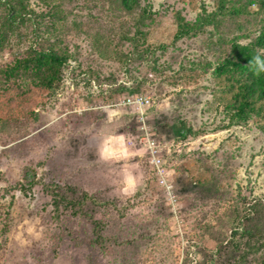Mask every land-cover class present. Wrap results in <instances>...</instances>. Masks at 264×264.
Listing matches in <instances>:
<instances>
[{"label":"rangeland","instance_id":"374dc122","mask_svg":"<svg viewBox=\"0 0 264 264\" xmlns=\"http://www.w3.org/2000/svg\"><path fill=\"white\" fill-rule=\"evenodd\" d=\"M30 3L0 30V264H264V106L236 116L244 74L215 72L264 0ZM51 44L48 88L16 62Z\"/></svg>","mask_w":264,"mask_h":264},{"label":"trees","instance_id":"16d2710c","mask_svg":"<svg viewBox=\"0 0 264 264\" xmlns=\"http://www.w3.org/2000/svg\"><path fill=\"white\" fill-rule=\"evenodd\" d=\"M43 4H51V0H40ZM127 1V0H126ZM53 11L57 12L56 3L50 5ZM57 8V9H56ZM226 9V6L224 7ZM246 5L229 9L232 15H239L245 12ZM34 12L30 0H0V15L3 18L0 25L1 34L13 32L26 15ZM195 28L187 22L179 21L178 35L181 36L191 29ZM264 47V34L257 37L251 46ZM56 45L49 47H38L31 50L16 63L17 66H23L30 69L34 75H37L39 84L51 88L59 79L62 67L67 61L66 55L60 53ZM240 43L232 45L230 56L224 61L218 63L215 72L218 77L226 73L231 67L240 68L243 75V81L238 86L234 95V101L230 105L236 116L246 118L257 113L264 106V75H260V70L264 71V63L256 62L253 56L252 47ZM258 103H261L260 105ZM259 105V106H258ZM7 229V225L4 228Z\"/></svg>","mask_w":264,"mask_h":264},{"label":"built area","instance_id":"2783aa9c","mask_svg":"<svg viewBox=\"0 0 264 264\" xmlns=\"http://www.w3.org/2000/svg\"><path fill=\"white\" fill-rule=\"evenodd\" d=\"M128 102L135 106H140L141 108H143V106L149 103L150 100L148 98L138 96V97L129 98ZM143 114H144V111H143ZM155 160H156L157 165L160 166L161 160L160 159H155Z\"/></svg>","mask_w":264,"mask_h":264}]
</instances>
